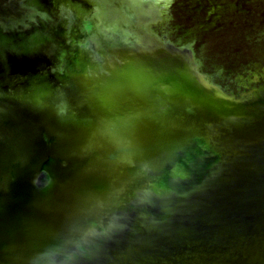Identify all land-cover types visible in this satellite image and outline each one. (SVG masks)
Segmentation results:
<instances>
[{
  "label": "water",
  "instance_id": "1",
  "mask_svg": "<svg viewBox=\"0 0 264 264\" xmlns=\"http://www.w3.org/2000/svg\"><path fill=\"white\" fill-rule=\"evenodd\" d=\"M0 264H264V0H0Z\"/></svg>",
  "mask_w": 264,
  "mask_h": 264
}]
</instances>
